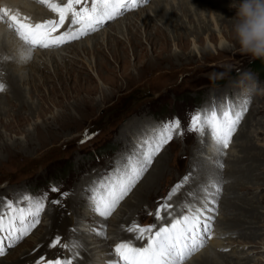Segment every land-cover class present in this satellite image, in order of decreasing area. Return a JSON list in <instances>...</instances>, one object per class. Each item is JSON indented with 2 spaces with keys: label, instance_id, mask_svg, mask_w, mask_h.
<instances>
[{
  "label": "rangeland",
  "instance_id": "obj_1",
  "mask_svg": "<svg viewBox=\"0 0 264 264\" xmlns=\"http://www.w3.org/2000/svg\"><path fill=\"white\" fill-rule=\"evenodd\" d=\"M77 1L73 4H78ZM84 1H87L88 7L82 10V19L76 24L81 26L86 23L89 25V32L68 37L57 48L28 46L13 34L7 21L0 22L24 42L31 52L72 48V45L100 35L104 30L109 31L107 35L116 36L113 44L109 46L110 50L106 45L107 35L98 38L103 42L101 51L104 60L101 61V54L95 51L85 56L88 65L96 70L92 68L93 72H90L94 77L93 84H87L84 88H59L54 72L57 66L49 64L46 72L51 78L50 83L42 85V79L37 76L40 73L28 70L24 76H31V81L38 78L30 86L29 79L20 84L31 93L27 100L34 106V113L19 107L18 98L14 99L15 102L11 101L15 106L10 103L5 106L7 112H3L2 122L0 121V264H57L52 261L60 260H52L54 252H51L56 248V251H60V246H64L69 255L72 254L73 249L60 238L53 237L48 241L41 239L43 229L49 224L46 218L43 219L44 215L47 217V207H54L52 220L56 226V234L63 231V222L72 217L75 208L78 224L74 227L80 228L83 216L87 217L88 214L94 219L110 221L120 215L118 212L122 208L125 210L126 203L137 198L138 201H145L146 205L143 207L147 213L137 227L143 231L153 229L156 234L160 227L153 226L152 220L155 209L161 207L158 208L160 200L162 199L160 204L166 206L173 196V188L178 184L179 191L184 193L182 188L186 179L193 175L194 170L204 166L199 157L195 161L196 167L193 164V153L198 152L197 146L202 139L204 147L198 156H207L211 160L203 170H211L212 176L208 181H212L213 189L215 187L218 190L213 180L214 171L216 175L221 174L223 177L229 175L226 171L233 170L232 160L239 159V164L236 165L239 168H252L251 172L243 176L239 173L233 179H223V189L230 186L232 192L224 191L219 196L220 202L224 200V211L222 215L216 213L217 220L212 217L210 222H213L205 234L210 240L219 217L240 219L242 226L234 224L232 235L225 237V241L224 236L219 238L227 246L228 251H224L229 255L227 259L237 264H264V72L261 71L264 65V0L183 2L180 6L198 3L199 7L196 5L193 9H199L198 14L203 16L200 21L196 20L197 17L189 20L193 14L187 11V17L184 18L187 28L201 33L194 38L199 54L194 52L192 36L187 42L179 43L178 37L173 33L170 34L172 38L169 44H164L160 34H156L158 26L166 29L162 21L152 23L150 18L151 26L144 33V23H148L149 17L145 20L146 16L143 15L144 18L141 19L140 11L146 12V9L153 6L152 3L160 0H137L143 3L140 6L136 4V0H96L98 6L104 4L102 7H109L119 1V7L135 4L134 8H127L113 18L107 17V21L100 20L105 24L96 29L92 27L98 24L95 19L98 7H94V10L89 0ZM30 2L35 4L27 6L33 9L31 12L48 10L46 12L49 17L53 15L49 8L37 5L32 0ZM54 11L57 13L59 9ZM153 12L158 14L160 11L154 9ZM178 12L177 15L180 14ZM129 15L132 17L129 18ZM69 16L68 11V20L71 18ZM75 17L78 18V14ZM125 18L127 19L122 21V27L128 26L130 22L134 25L130 29L118 30L121 27L119 21ZM205 26L209 27L206 35L201 28ZM175 29L177 28L173 27L174 31ZM221 34L224 45L219 47ZM117 41H122L123 45L116 46ZM93 42L95 40H91V45ZM81 47L80 56H84ZM113 56L118 57V61ZM79 62L82 66L80 60ZM35 64H38L37 69L44 67L43 62ZM73 73V77L67 79L70 85L85 78H79L77 71ZM35 83L36 85H32ZM9 90L8 88L7 91ZM0 94L5 95V90L2 89ZM3 99L5 102L6 98ZM84 101L89 103L87 110ZM100 101H103L101 105L98 104ZM80 104L85 109H78ZM94 104L98 106L94 108ZM165 153L166 170L153 182L155 190L153 188L149 194L140 195L137 190L149 178V174L157 170L156 164ZM150 158L152 161L144 169V173L130 163L136 164ZM99 170L101 177L111 175L109 179H113L115 174V178L112 182L102 181L106 177L98 180L103 186H92L95 190L96 186L99 188L95 197L98 198L99 194L101 197V191L111 185L112 190L127 187L128 189H122L119 202L113 209L108 210L101 200L92 204L95 200L92 199V193L87 194L85 191L82 202L76 207L73 200V208L67 213L70 204L63 199L71 198V194L81 188L80 184L85 179L94 177ZM201 175L202 173L194 174V177L199 178ZM201 186L202 188L199 189L198 186L194 191L191 204L182 210V217L186 216L191 205L200 206L208 202L211 208H218L207 198L209 190L205 188L206 185ZM227 199L235 202L234 208H229ZM91 204L92 208H89ZM150 205L153 207L150 208ZM36 210H39L40 217L32 218V214H37ZM206 212L209 213L208 210ZM4 213L8 217L6 220H3ZM188 215L187 217H191L190 213ZM179 216L178 214L172 219L176 221ZM14 218H18L20 223L15 225ZM175 221L171 224L164 223L166 233L160 236V240L156 239L152 245L140 244L143 251H156V264H188L197 254L210 247L209 243H204L202 248L198 247V250L180 263L178 254L158 252V249L166 250L175 243L178 236L181 242L186 238L190 242L193 240L185 231L180 232L179 228L180 231L176 232L178 229L174 225ZM180 221L178 223H182L187 231L193 229V225ZM199 222L204 221H196ZM109 223L105 226L108 232L115 229ZM203 224L207 228L206 223ZM92 225L94 224H88V227H93ZM8 226L10 228L5 233L3 229ZM221 226L226 228L229 224ZM176 246L178 248L179 245ZM183 248L188 250L187 245L182 246L181 250ZM23 255L26 260L21 262ZM174 255H177V259H173ZM104 258H111L114 261L112 264L119 262L115 254ZM59 263L64 264L62 259Z\"/></svg>",
  "mask_w": 264,
  "mask_h": 264
},
{
  "label": "bare ground",
  "instance_id": "obj_2",
  "mask_svg": "<svg viewBox=\"0 0 264 264\" xmlns=\"http://www.w3.org/2000/svg\"><path fill=\"white\" fill-rule=\"evenodd\" d=\"M32 1L37 3V5H40L42 7H45L46 9H48L49 4L51 2H56L57 0H32ZM185 1H188V0H160V1H156L155 3H152L153 6L150 7L149 9H146V12L140 11L141 19L146 16L145 17V20H146L149 17L147 19L148 23L147 24L144 23V33H147L148 32L147 29L150 28V26H151L150 18H151L152 23H154V21L157 23L162 21L164 26L166 27V29L161 27V26L160 27L158 26L156 28V34H160V38L163 40L164 44H169L170 39L172 38L170 36V34H173V33H174L173 35L176 34V36L178 37L179 43L187 42L188 40L191 39V36H192L193 37L192 38L193 39L192 44L194 45V47H193L194 52H195V54H199L200 51H198L197 43L194 41V38H197V36L201 35V33H200V31H198V32L193 31L192 28H187V25L185 24L184 18L187 17V15H186L187 11L189 13L193 14V15H191V17H189V20H191L190 18L195 19V17H197L196 20L200 21V19L203 16H202V14H198L199 9H197V8L193 9L194 6H196V5L198 6V3L195 4L193 2V3H190L188 6H185V5L180 6ZM120 2L121 1L114 2L109 7H102V6H104V4H102V5L100 4L99 6H96V7H98V9L96 11L95 19H96V21H98V24L94 25L92 28L96 29L99 26H103V24H105V22H103V21H107V17L113 18L115 15L120 14L119 12L123 13L127 8H134V5H135L134 3H131V5H124V6L119 7L121 5ZM60 3L61 2H59V4ZM57 4H58V2H57ZM80 4H82V2H78L79 6H80ZM136 4L140 6L143 3H141L140 1L138 2L136 0ZM193 4H195V5H193ZM31 5L34 6L35 4L31 3L30 0H0V19L3 18V13H4V12H2L3 9H4V11L6 9L10 12V18H12L13 20H15L17 18L16 21H28L30 23V24L26 25V27H27L26 31L27 32H26V36L24 37V39L29 37L30 40L34 41V44L28 42L29 43V44L27 43L28 46L33 45L34 48L41 47L43 49L44 48L46 49V47L57 48L60 46V44L64 40H67L68 37L75 36V35L81 36V35L87 34L89 32V28L87 27L89 25H86V23L84 25H81V26H78L76 24V29L74 31H72L74 29L73 26H71V27L66 26V27H64L60 30H57V31H55V30L50 31V29L52 27H54L52 22L50 24H44V26H42L43 29L36 30L34 27L31 26V24H34V23H36L37 25L43 24L44 22H39L38 20L43 21L44 19L49 18V15L47 14L48 12H46L48 10H46V11L43 10L41 12L37 10V11L31 12L33 9H29V7H27V6H31ZM71 5H73V3ZM154 9L159 10L160 12L158 14H154V12H153ZM175 9H177V10L174 11ZM176 12H178L180 14L177 15ZM143 15H144V17H143ZM32 17H36L37 19L33 20ZM78 17H79V15H78ZM128 17L130 18V17H132V15H129ZM126 19L127 18L119 21L120 22L119 24L121 27H119L118 30L120 28H127V29L129 28L130 29L131 26L134 25V23L130 22V24L128 26L124 25L125 27H122L121 23H122V21H124ZM100 20H103V21H100ZM7 21H9V20H7ZM0 22H1V20H0ZM199 23H201V22H199ZM117 24H116V26H117ZM155 25H157V24H155ZM21 26H22V24H21ZM173 27L177 28V29H175L176 31L173 30ZM201 28L203 30L202 33H204L205 35L207 34V32H209V29H208L209 27L207 28L205 26V27H201ZM108 32L109 31L104 30V32L100 35H95L91 39H87L84 42L76 43V44L72 45L73 49L71 47H66L64 49H57V50L53 49V50H48V51L46 50L44 52H38V51L31 52L28 49L29 47L26 46V44H25L26 42L24 43L21 40H19L18 38H16L12 33H10V29L8 31V29H6V27L3 26L2 23H0V91L2 89L5 90V95L0 94V121L2 122L3 112H5V113L7 112V109L5 107L7 105V103H10L12 106H15V104H13L11 101H14V99H17V98L19 100V103H18L19 107H21L23 109L25 108V110L26 109L32 110V113H34V109H35L34 106L30 105L29 104L30 102L27 100L28 94L30 97L31 93H30V91L27 92L26 87H21L20 84L22 82L24 83L25 79H27V80L29 79V81H30L29 86H30L31 83L36 81V79L38 77H40L42 79V81H43L42 85H45L47 82L50 83L51 78H50V76L47 75V72H46V70H48V68H49V64H51L52 66L55 64L57 66V69L54 72H55V76L58 78V81H59V88H84V86L87 84H93L94 83V77L92 76V74L90 72L92 71V68H94V67L88 65V63L85 61L86 60L85 56L89 55V53H91V51H95V52H98L101 54L100 60L101 61L104 60V55H102L103 52L101 51V47H102L103 42H100V40L98 38H100V36H103V37H104V35L106 36ZM105 38L107 39V41H106L107 49L110 50L109 46L113 44V42L116 39V36L107 35ZM223 39L224 38L221 34L219 47H222V45H224ZM91 40L92 41L95 40V42L92 43L93 45H91ZM207 41L209 43H211V41H209V40H207ZM90 45H91V47H90ZM117 45L118 46L123 45V42L117 41L116 46ZM74 46H76V47H74ZM80 46H82L81 48L83 50V54H85L84 56H80V54H81L80 52H82V51H80ZM210 49H212V47H210ZM69 54H72V56H70ZM113 58L115 61H118V57L113 56ZM79 60L81 61L82 66L79 65V63H80ZM38 62L44 63L43 69H37L36 68L38 64H35V63H38ZM64 69H66V71H64ZM28 70H30L32 73H35V72L40 73V76L37 75L38 77H36L35 79H33L31 81L30 80L31 76H24L25 72ZM94 70H95V68H94ZM74 71L78 72L79 78L81 76H85V78L84 79L80 78L79 81L75 82L73 85H70L71 83L68 80H69V78L73 77L72 74H74L73 73ZM63 77H65V79ZM66 80L68 81V83ZM32 85H36V83L32 84ZM26 86H28V85H26ZM8 88L10 89L9 91H7ZM34 88H38V87H34ZM53 88H58V87H53ZM10 93H11V95H8ZM3 98H6L7 102L6 101L4 102L5 99H3ZM103 99H104V97H103ZM89 101L91 102V100H89ZM102 102L103 101H100V103H98V104L101 105ZM83 103H84V106L86 105V109L81 108L83 104H80L81 106L79 105L78 109L87 110V108L90 107L88 105L89 103L85 102V101ZM98 104H96V105L94 104V108H96L98 106ZM74 108H76V107H74ZM171 143H173V142H171ZM170 147H172V145ZM203 147H204V139H202L197 146L198 152L193 153V160H194L193 164L196 167L197 162H195V161L199 157L203 160L202 162H204V166L202 165L199 169L194 170L193 175H191L189 177V179H186L185 185L182 188L184 193L179 191V187H178L179 184H178L176 187L173 188V190H172L173 196L168 201L166 206H163L160 204L162 199L160 200V203L158 202L159 203L158 208L161 206L160 207L161 209L160 208L157 210L155 209L154 217L152 220L154 222L153 226H156L158 228L159 227L162 228L164 226V223H169V224L173 223L175 221V219L173 220L172 218L179 214L180 216L175 221L176 223L174 225L177 226V229L178 228L181 229V231L179 230L180 232L185 231V233L188 236H190L193 240H191V242H190L186 238L185 240H183L181 242V238H178L179 237L178 236L174 240L175 243H173V245H175V246L170 245L167 247L166 250L158 249V252H163V253L173 252L174 254H178L180 257V260L178 263H180L182 261H185L186 258H188L192 252H195L196 250H198L204 243L205 244L209 243L210 247L208 249H206L205 251H202L199 254H197L195 256V258L188 264H237V262L234 263L233 261H230L229 259H227L229 257V255H226L224 253V251H228V249L226 248L227 246L225 243H223L222 239L220 240L219 238L220 237L223 238V236H224L223 240L225 241L226 240L225 237L232 235V233H233V231H232L233 227L232 226L234 224H236L237 226H242L243 224L240 223L241 222L240 219L237 220V219H233L232 217L231 218H220L219 217V221L216 222L214 231L212 232V236H210V240H208V236H206L205 233H207V230L211 226V222H213V221L210 222L212 217L216 218V220H217L218 217H217L216 213H221L220 215H222V213L224 211L223 205H222V204H224L223 203L224 200H222L220 202L218 200L219 196L222 193H224V191H227V193H230V191L232 192L230 186L227 188L225 187V189H223L224 188V187H222L223 179L224 178L227 180L233 179V177H238L239 173L241 176H243L244 174L251 172L252 168L249 166H243V168H239V166L238 167L236 166L237 164H239V159L236 158L235 160H232L234 163V164L232 163L234 165L233 170L232 171H226L227 169H225V171L228 172L229 175H225L223 177L221 174L216 175V171H214L213 180L215 181L216 188L218 187V190H215V187H214V189L212 188V183H211L212 181L211 182L208 181V179L211 178L210 176H212L211 170L210 171L203 170L204 167L209 162H211V160L208 159V157L206 155H205L206 157L198 156V153H200V151H202ZM219 148H220V146H219ZM158 155L160 156L161 154H157V156ZM152 158L141 161V162H137L136 164H134L132 162H130V163L133 165V167L134 166L139 167L140 170H142V173H144V169L150 165ZM165 160H166V153L163 154L160 157V159L158 160L159 162L156 164L157 170H153L151 172V174H149V178L148 179L146 178L147 180L145 182H143V184L137 190L140 195H142L143 193L149 194L153 188L155 190V187H154L155 184L153 182L155 180H158L164 174V172L166 170L165 169ZM241 160H242V164H243L244 157L241 158ZM154 165L155 164H153L152 167H154ZM178 172H179V170H178ZM186 172H187V169H186ZM146 173L148 175V171ZM198 173H202V175L199 178H195L194 174L196 175ZM101 176H102L101 171L99 170V173L97 172L94 177L91 176L89 179H85V181L80 184L81 188L77 189V192H75L73 195L71 194V198L69 197L65 200L63 199V201L67 202L68 205L70 204L69 210H67V213H68V211H71L70 209H71L73 203L76 202L74 204V206L77 207L82 202L83 197L85 196V194H84L85 191L87 194L90 192L92 193V196H93L92 199H95L92 204L96 203L98 200H101L106 204V208L108 210L113 209L116 206L117 202H119V198L122 195V189H128V188L126 187V188L121 189V187H119L118 190H114V189L112 190L113 185H111L109 187L110 189L106 188V190L103 189L101 191V194H102L101 197L99 194L98 198H96L95 196L97 195V191L99 188H97V186H96L95 187L96 190H95V189H92V186L98 185V184L100 185V188H101V186H103V183L101 181H98V180L104 179L106 176L104 178ZM110 176L111 175L107 176L102 181H110V182L114 181L115 174L113 175V179H109ZM87 181L88 182L90 181V184H88ZM94 181L97 183L96 184L93 183ZM129 185H130V183H129ZM201 185H203V186L206 185L205 188L207 190H209V192H207V190H205V192H207V198L209 200H211V202H213L215 205H217L216 207H218V208H215V209L211 208V205L208 202H207V204H204V205L201 204L200 206H198V205L192 206L191 205V207L187 209L188 211L185 214L186 216L182 217V215H183L182 210L187 208V206H189L191 204L192 200H194V191L197 189L198 186H199L198 187L199 189L202 188ZM106 187H108V186H106ZM103 192H107V194L103 193ZM73 200H74V202H73ZM138 202H140V204ZM226 203H228V206L230 205L229 208L235 207L234 201H229V199H227ZM61 204H62V202H61ZM92 204L90 205L89 208H92ZM144 204L146 205L145 201L144 202L138 201L137 198H134L133 201H129L128 203H126L125 210H124V208H122L123 210L121 209L118 212L120 214L119 216L116 215V217L112 218V220H110V221L108 219H94L92 217V215H91V217H89L87 214V217L83 216V220L80 221L82 223L81 225L79 223L80 228L74 227V225L78 224L76 222L77 218H78V217L76 218L77 208H75L73 211L72 217L69 219L66 218L65 219L66 221L63 222V224H64L63 231L61 233H56V234H55L56 226L52 220V212L54 210V207H53V209H50L47 207L46 208V210L48 211V213H46L47 217H45V215H44L43 219L46 218L47 223H49V224H48V226L45 227V229H43L44 232H43V236L41 237V239L43 241H48L49 238H53V237H54L53 239L60 238L63 240L62 241L63 243H65L66 245L69 244V246L73 249L72 254L69 255L70 253L68 254V251L67 252L65 251L66 248H64V246L58 247V245H57L56 247H58L60 249V251H56L57 248L52 250L51 253L54 252L52 260H55V259L61 260L62 259V262L64 264H103V263L112 264V262H114V261H112L111 258L106 259L104 257L109 255V254H113V255L115 254V256L117 255V252L113 250L115 243L123 242V243L128 244V241L131 240V242H129V243L134 244V246L137 247V245L141 246L142 244L144 245V243H147V245H148L152 242L153 236L155 235L154 230L152 229L151 231H143L137 227L138 222L141 221L143 217H145L146 211H144V207H143ZM153 205H155V204H153ZM153 205H150V208H152ZM37 209H39V208H37ZM207 210L209 213L206 212ZM36 211H37V214H32V216H33L32 218L40 217V214H38L39 210H36ZM181 212H182V214H181ZM87 213H88V211H87ZM189 213H190L191 217H187V216H189L188 215ZM5 214L6 213L3 214L4 215L3 220L8 219V217L5 216ZM251 214H252V211H251ZM85 215H86V213H85ZM197 220H203L204 222L196 223ZM13 221H14L15 225L20 223V221H18V218H16V219L14 218ZM179 221L185 222L186 225H193V229L191 231H187L184 228L182 223H178ZM108 222H110L109 224H113V227H115V229L113 231L108 232V230L106 229L105 226L108 224ZM203 223H206L207 228L205 227V225ZM88 224H94V225H92L94 228L88 227ZM224 224H229V226H226V228L225 227L222 228L221 225H224ZM174 225H172V227ZM98 226H101L102 228H98ZM9 228H10V226L3 229L5 231V233L8 232L7 229L9 230ZM155 229H157V228H155ZM101 230H103V231H101ZM37 232H39V231H37ZM41 233H42V231H41ZM51 242H52V240H51ZM176 244L179 245L178 248H177ZM184 245L188 246L187 251L185 250V248H183L181 250L182 246L184 247ZM180 250H181V252H180ZM2 253H3V251H2ZM180 253L183 254V256H184L183 260L181 259ZM234 254H231V255H234ZM138 257H140V258H138L139 260H138L137 264H156L154 261L155 256L152 255V253L150 251H148L147 253H144ZM172 257H173V259L174 258L177 259V255H174ZM136 258H137V256H136ZM246 258H247V256H246ZM21 259H22L21 262L26 260L24 255L21 257ZM244 260H245V258H244ZM119 264H128V262L123 260ZM171 264H173V263H171Z\"/></svg>",
  "mask_w": 264,
  "mask_h": 264
},
{
  "label": "trees",
  "instance_id": "obj_3",
  "mask_svg": "<svg viewBox=\"0 0 264 264\" xmlns=\"http://www.w3.org/2000/svg\"><path fill=\"white\" fill-rule=\"evenodd\" d=\"M261 71L264 72V65H262Z\"/></svg>",
  "mask_w": 264,
  "mask_h": 264
},
{
  "label": "water",
  "instance_id": "obj_4",
  "mask_svg": "<svg viewBox=\"0 0 264 264\" xmlns=\"http://www.w3.org/2000/svg\"><path fill=\"white\" fill-rule=\"evenodd\" d=\"M90 132V131H89ZM85 135H87V133H85Z\"/></svg>",
  "mask_w": 264,
  "mask_h": 264
}]
</instances>
